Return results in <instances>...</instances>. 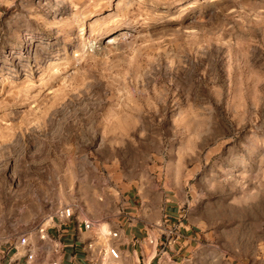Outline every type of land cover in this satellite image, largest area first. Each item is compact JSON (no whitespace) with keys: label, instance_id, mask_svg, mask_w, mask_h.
I'll return each mask as SVG.
<instances>
[{"label":"rangeland","instance_id":"rangeland-1","mask_svg":"<svg viewBox=\"0 0 264 264\" xmlns=\"http://www.w3.org/2000/svg\"><path fill=\"white\" fill-rule=\"evenodd\" d=\"M128 192L202 231L154 264H264V0H0V241Z\"/></svg>","mask_w":264,"mask_h":264},{"label":"crops","instance_id":"crops-1","mask_svg":"<svg viewBox=\"0 0 264 264\" xmlns=\"http://www.w3.org/2000/svg\"><path fill=\"white\" fill-rule=\"evenodd\" d=\"M135 197L128 192L127 211L108 228L118 233L110 244L120 251L119 260L124 264H154L155 258L163 254L165 260L174 263L179 257L193 254L202 231L175 195L164 192L154 198L147 196L152 202L142 207V212L133 207ZM82 220L74 215L64 220L55 214L45 227L46 238L39 241L38 249H29L21 242L0 241V264H104L111 259L101 250L105 232H100L95 222V228L86 231ZM172 228L178 232V241L169 248L163 242Z\"/></svg>","mask_w":264,"mask_h":264},{"label":"built area","instance_id":"built-area-1","mask_svg":"<svg viewBox=\"0 0 264 264\" xmlns=\"http://www.w3.org/2000/svg\"><path fill=\"white\" fill-rule=\"evenodd\" d=\"M57 214L60 218L65 220V219L72 218L74 215V212H73L72 208L68 207V208L61 210ZM82 224H83L84 229L86 231H91L95 228L94 222L90 219H83ZM40 231L43 233L42 239H45L46 238L45 227L43 229H41ZM117 237H118V233L116 231H113V230H110L108 232L103 233L104 242L101 245V247H102L101 250H102L104 255L108 256L112 260H119L121 258V253L118 250V248H116L115 246L110 244V240L115 239ZM177 241H178V232H177L176 228H172L169 230V234L167 235L166 239L164 240L163 245L170 248ZM90 246H92V245H90ZM52 264H58V263L53 262Z\"/></svg>","mask_w":264,"mask_h":264},{"label":"bare ground","instance_id":"bare-ground-1","mask_svg":"<svg viewBox=\"0 0 264 264\" xmlns=\"http://www.w3.org/2000/svg\"><path fill=\"white\" fill-rule=\"evenodd\" d=\"M147 264H149V262Z\"/></svg>","mask_w":264,"mask_h":264}]
</instances>
